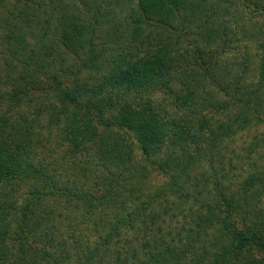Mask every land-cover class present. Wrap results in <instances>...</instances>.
I'll return each mask as SVG.
<instances>
[{"label":"trees","instance_id":"trees-1","mask_svg":"<svg viewBox=\"0 0 264 264\" xmlns=\"http://www.w3.org/2000/svg\"><path fill=\"white\" fill-rule=\"evenodd\" d=\"M0 264H264V0H0Z\"/></svg>","mask_w":264,"mask_h":264}]
</instances>
